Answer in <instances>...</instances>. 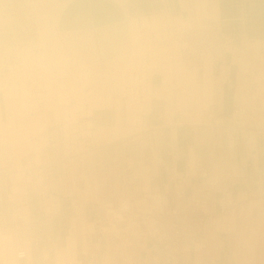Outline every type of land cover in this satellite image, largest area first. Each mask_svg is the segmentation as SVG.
<instances>
[{
  "label": "crops",
  "instance_id": "obj_1",
  "mask_svg": "<svg viewBox=\"0 0 264 264\" xmlns=\"http://www.w3.org/2000/svg\"><path fill=\"white\" fill-rule=\"evenodd\" d=\"M106 206L256 216L182 260ZM74 256L264 264V0H0V264Z\"/></svg>",
  "mask_w": 264,
  "mask_h": 264
},
{
  "label": "rangeland",
  "instance_id": "obj_2",
  "mask_svg": "<svg viewBox=\"0 0 264 264\" xmlns=\"http://www.w3.org/2000/svg\"><path fill=\"white\" fill-rule=\"evenodd\" d=\"M206 56H204L203 59L207 58ZM204 190L205 188L202 187V191H201L202 193L204 192L207 195L210 193L209 191L205 192ZM185 194L187 195L186 202H191V198L188 197V195L191 194V190H185ZM112 198L115 199L116 196ZM106 203H111V200L107 198ZM121 209L114 206H106L104 207V211H105L104 213L110 215L112 214L117 215V213L118 214L126 213L127 215L129 213V209L133 210L136 213L137 218L140 219V222L134 224H125V225L123 223L122 226L126 227L130 225L132 230H134L135 227H137L138 236L141 234L143 235L144 233L142 232H144V230L150 232L153 235L154 243L157 246L162 248L172 249V252L177 254V256L182 260H187V258L189 259L194 258V254H195L194 250H196L201 244L205 242L206 240L205 238L207 236L208 237L210 236L209 233L211 231L213 232V231H220L225 229L226 225L222 226L221 224L226 214H231L234 217H237V220L239 221L240 218H242V216L245 217L246 214L256 216L255 208L253 209L252 207L248 208V213H245L246 209L242 207H231L232 211H228L224 213V209L226 208L221 206L216 209L217 213L214 210H212L214 208L208 207V209L204 211V209L199 210L193 206H181V207L162 206V207H153V208L136 207L134 209L132 208H121ZM242 209L244 215H242ZM240 224L241 223H238L237 225L238 230H242V225L239 226ZM242 224L245 225V223ZM247 229L248 231H250L251 229L254 228L251 225H249ZM227 230L230 229L226 227L224 231ZM243 230H246V227L243 226ZM126 234H128V232ZM126 239L127 238H125L124 240L126 241ZM138 240L139 238L137 237V242H140ZM36 244H38V242H36ZM125 245H128V242L125 243ZM80 249L81 246H79V250ZM96 252L97 251L95 249V253ZM17 257H18V253H17ZM83 257L86 258V256L84 255L83 256L79 255V259L81 258L83 259ZM96 259L97 257L95 256L94 262L89 263L88 261L85 260L83 264H91V263L103 264L101 256H99L100 259L99 261H96ZM71 264H80V263L78 260H76L74 256L73 260L71 261Z\"/></svg>",
  "mask_w": 264,
  "mask_h": 264
},
{
  "label": "built area",
  "instance_id": "obj_3",
  "mask_svg": "<svg viewBox=\"0 0 264 264\" xmlns=\"http://www.w3.org/2000/svg\"><path fill=\"white\" fill-rule=\"evenodd\" d=\"M215 42H197L195 43V46H197V48L195 50H199V54L200 56L206 55L208 53L209 47L214 46ZM27 253L24 250H20L18 252V257L19 258H24L26 257Z\"/></svg>",
  "mask_w": 264,
  "mask_h": 264
},
{
  "label": "bare ground",
  "instance_id": "obj_4",
  "mask_svg": "<svg viewBox=\"0 0 264 264\" xmlns=\"http://www.w3.org/2000/svg\"><path fill=\"white\" fill-rule=\"evenodd\" d=\"M201 137H202V135H201ZM205 140V139H204ZM203 140V141H204ZM203 141H202V143H203ZM203 146V145H202ZM207 157V156H206ZM191 161V160H190ZM192 172V171H191ZM189 174V173H188ZM250 175V174H249ZM249 175H248V177H249ZM253 182V181H252ZM139 183V182H138ZM135 186H136V184H135ZM173 188V187H172ZM116 189V188H115ZM197 190V189H196ZM197 193V192H196ZM139 194V193H138ZM179 197V196H178ZM123 198H124V196H123ZM180 200V199H179ZM195 203V202H194ZM234 205V204H233ZM240 205V204H239ZM122 210V209H121ZM225 210V209H224ZM144 212V211H143ZM217 213V212H216ZM220 215V214H219ZM223 216V215H222ZM148 222V221H147ZM149 223V222H148ZM150 227V226H149ZM140 232V231H139ZM260 250V249H259ZM260 256V255H259Z\"/></svg>",
  "mask_w": 264,
  "mask_h": 264
}]
</instances>
